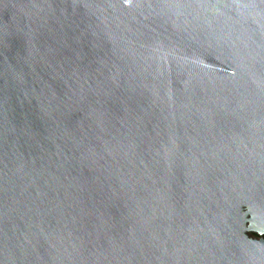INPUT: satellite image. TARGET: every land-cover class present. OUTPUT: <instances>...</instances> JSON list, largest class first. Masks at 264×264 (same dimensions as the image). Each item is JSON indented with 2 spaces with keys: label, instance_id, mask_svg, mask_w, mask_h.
<instances>
[{
  "label": "water",
  "instance_id": "obj_1",
  "mask_svg": "<svg viewBox=\"0 0 264 264\" xmlns=\"http://www.w3.org/2000/svg\"><path fill=\"white\" fill-rule=\"evenodd\" d=\"M250 228L264 0H0V264H264Z\"/></svg>",
  "mask_w": 264,
  "mask_h": 264
},
{
  "label": "flooded vegetation",
  "instance_id": "obj_2",
  "mask_svg": "<svg viewBox=\"0 0 264 264\" xmlns=\"http://www.w3.org/2000/svg\"><path fill=\"white\" fill-rule=\"evenodd\" d=\"M247 227H249V224H247ZM247 234L254 239H264V232L259 231V230H254L252 228L249 229V231L247 232Z\"/></svg>",
  "mask_w": 264,
  "mask_h": 264
}]
</instances>
